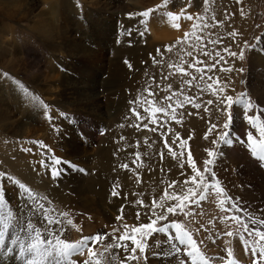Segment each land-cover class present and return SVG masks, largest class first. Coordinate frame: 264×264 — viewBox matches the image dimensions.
Masks as SVG:
<instances>
[{
    "label": "rangeland",
    "instance_id": "1",
    "mask_svg": "<svg viewBox=\"0 0 264 264\" xmlns=\"http://www.w3.org/2000/svg\"><path fill=\"white\" fill-rule=\"evenodd\" d=\"M186 1L187 0H169V4L167 6L157 8L158 5L164 4V0H0V25H10L12 28H14L15 31L13 34V41L11 43L13 44L12 48L14 51H16L14 53L15 56L13 55L11 57L8 55L7 57L14 59L12 61L13 64L9 65L10 67L6 65L5 67L0 66V88L3 89L6 85L8 88H10L8 83H13L11 85H16L14 81L19 80L28 89L32 88L29 90L33 96L39 97L41 101L48 104L50 108L55 110V112H63L66 114V118H60L56 121L54 128L52 122L46 118L45 109L40 103L34 101L31 97L25 95L23 92L18 93L12 89H10L8 93H5V95L0 93V109H2V111L0 110V172L6 171L7 174L14 176L16 179H19L21 183H24L26 186L32 188L33 186L27 183L24 179L18 177L16 172L14 173V171L9 166L19 167L21 160H25V162H30L32 160L39 164V159L54 154L57 157L59 156L62 161L69 162V164L62 163L58 166L59 168L63 169V172L59 177L65 176L73 179V176L76 175L78 177L80 176L84 178L89 171L94 169V154L97 152L100 142L107 133H105V130H108L107 128L110 124V120L109 122L108 120L106 121L107 118H105V115L104 119H102L103 123L102 121L101 123L99 122L100 119L98 117L94 120V118H96L95 115L97 114L96 111L109 114L110 116L111 114H115L114 107H118V105L123 104L124 102L126 104L128 103V105L131 104L130 111L133 113V115H135L133 112V109H135L136 112L140 113L141 117H143L144 113H146L145 108L154 109L157 107H165L171 103V107L175 109L177 120H179L180 123H176V121L171 120L172 112L169 111L167 116H165L163 113L156 114L159 120L168 121V124L163 128L159 127L158 125L151 124L148 119V129L144 128V124L147 123H145L143 120H132L133 122H131L129 127H134L137 131L149 132V129L152 128H156V131L154 132H157V129L160 131L157 139L162 142L163 150L161 153L162 155L160 154L158 159H161L163 162H165L166 158L168 157L169 153L167 154V151L169 152V147L165 146V138L161 136V132H167L168 128H172L175 133H179V137L176 138L175 143L170 144L173 133H168V146H174L177 143L179 144V139L182 137H187V143L184 144L186 148L183 147V149H181L185 150L183 151L184 155L181 153L179 155L178 153L176 157L178 160L177 169L182 170L178 167H180V164L183 163V170H188L187 164L184 162L185 155H187V159L190 157L191 160L195 162L197 168L203 171L204 161L209 158L206 150L216 147L211 143V140L215 138L216 133L209 135L207 140L204 137L208 133L211 123H216L219 125L225 118L216 109L215 97L212 95V90L226 85V94L228 95H233L235 97L241 92L247 93L248 97L256 105H258V108L250 112L249 115L260 116L261 111L264 110V103H260L258 101L257 97H255L256 95L254 94L253 89H251V87L248 85L250 75V62L248 58L249 50L253 48L257 42H261L260 44L262 46L264 45V0H258L254 13L251 14V18L249 16L246 23L245 34L247 35L248 39L245 42H247L249 46L245 47L244 42L243 45L240 44L231 48L232 51H236L238 53L243 50L245 52V59L240 61L238 57L232 58L229 56L226 62L221 61L214 69H212V71H206L204 73V80L200 79L201 73H198L196 68L207 69L208 67H211V65L216 63V60L219 59L216 57V52H220V54L225 57V55H223L225 48L223 47V38L226 34H228L229 31L236 30L233 22L228 20L235 14V11H238L237 9L242 0H207V3H204L203 0H191L194 5L190 7L189 5L186 6L183 4ZM61 4L62 7H60ZM67 4L70 5L68 6ZM55 6L59 12L55 13L54 16L57 19L56 23L61 26V37L63 39H58L54 36L52 38L57 40V42L60 41V44H64V46H66V48L62 49L61 53L48 52L49 47L44 44L42 38L37 37L36 34L38 33H34L33 30L31 31L29 28L31 24L34 27L37 22L41 21V17H48L47 14L52 12ZM66 7L67 9L65 10ZM148 9H156V11L152 13L150 18H144L147 20L146 24L139 23L141 17L136 15L130 16V14L140 13ZM183 9H186V14H191L194 19L191 21L186 19L173 21L166 16V13L169 11L180 13ZM71 10H73V12ZM23 14H26V19H19V17H21ZM196 17H202L203 20H197V23L193 22L196 20ZM252 18H254V22L251 21ZM151 22L154 23V26ZM205 22L207 25H209V27H194V25H199ZM175 23H179L180 27H174ZM151 25L154 28L156 34L161 35V39L165 38L163 36H165L166 33L173 34V32L180 31V36L172 39L171 43L169 41L167 46H160L158 48L163 54V63L159 62L161 60V56L157 55L158 49H151L150 60H152V62L150 63H152V67H148L152 70L147 69V73L143 77H141L140 73L138 79L135 81L134 85L131 86V88L129 85H127V80L125 83H123L125 79L122 81L120 80L119 82L116 81L117 77L114 81L112 80L113 83L111 81L110 85V75L108 72H106L108 59H114L115 62L116 59L119 60L117 57L124 56V52L126 51V49H124L126 48L125 46L130 48L140 46L138 48V55L142 53V47L148 44V41H150V37L152 36L150 32ZM145 28L148 30L145 31ZM106 29H111L112 33L114 34L112 35L113 40H110V43L106 45V47H103L104 53L107 54L106 58H104L105 63H96L94 62L96 60L92 62L90 61L91 57L89 58V56L85 55L84 52L88 54L93 53L94 50L96 51V44L102 43V41H104L101 37L102 31ZM127 29L132 30L131 35L126 34ZM137 29H139L140 32H144L145 34L140 36L137 33ZM192 33H195L196 36H199L203 41L202 45H196L197 53H194L190 59L184 58L182 61H176V63H173L176 56L174 55V52L179 53L184 51L185 48L193 49L192 43L189 40V35ZM3 37L8 39L12 37V34L11 32H8L7 34H4ZM181 37L185 38L180 39ZM177 38L180 39V41ZM187 39L189 40L188 46ZM215 39H219L220 43H210L211 40ZM10 40H12V38ZM166 47H170L171 51H165ZM201 47H203L204 51L210 52L211 57L201 54ZM105 50L107 52H105ZM116 50L122 51L123 54L119 55ZM152 55H154L155 60L157 61L156 63L153 62ZM14 57L18 59V63L14 62L16 61ZM196 60L201 61V63L195 64ZM223 62H225L224 66ZM109 63H111V61ZM125 63L128 67L130 61L126 59ZM141 63H143V61ZM169 64L173 65L174 67L170 68ZM226 64H229L228 67L234 68V71L226 72V80H220L222 73H219V71L221 68H225ZM100 65H104L105 69L103 70L100 68ZM190 65H194V67H190ZM175 68H183L185 72H188L191 75H182L177 71V69L175 70ZM241 68L243 69L242 72L239 71ZM38 70L42 72L41 75H38ZM170 71L173 75L179 74L178 79L180 83L178 86H176V80L175 85H171L170 81L173 79V75L170 74ZM192 76H195L196 80H194L191 85H188L186 81L190 80ZM208 77H211L212 79H208ZM209 84L213 86L212 90H207ZM169 85H171V88L168 87ZM63 88H66L65 91H63ZM92 88H95L97 93L94 92ZM90 89H92V91ZM149 93H151V95H149ZM169 96L172 97L170 102L165 100V97ZM185 96L190 97L195 101V103L201 104V107L196 109L193 103L184 102L183 98ZM131 97H134L135 99H132ZM209 99L213 100V105L206 104V101ZM177 100L182 102L181 105L178 106L176 104ZM145 101H148L149 103H145ZM237 107L243 110L244 115V109L241 105H233L232 128L235 126L237 131L239 130L243 133H246V129L248 131L251 130L253 135L259 139V132L256 129H252L251 125H249L247 121L243 119V117V123L246 125L244 124L241 126V124H239L240 126H238L235 124V112L238 109ZM3 110L4 112L6 111V113H4ZM93 116L95 117L93 118ZM212 118H214V120L210 121ZM200 121H202L205 125V129L203 131L198 130V122ZM104 122H107L108 124H105ZM121 124L122 127L115 128L116 130L112 131L111 128L110 130L112 132L108 130V132L111 133V138L107 140L108 143L114 142L115 139L113 138H115V136L119 135L120 133L122 134L124 125L123 123ZM188 130H191L189 136L186 133ZM31 141H42L44 144H46L48 146V148L45 149L48 152L47 155L42 156V153L44 154V149H41L37 144L30 143ZM153 143L155 144V142ZM222 147L223 145L220 146V151H222ZM225 147L231 149L233 148L232 146ZM22 148H32V154L31 152H24ZM74 148H78L79 152L74 153ZM150 148H152L151 145ZM1 150H3L4 154H8L9 158H5ZM249 151L250 150H248L247 153L249 159L256 160L253 155L249 154ZM224 157L225 156L223 154L222 158ZM141 159V156L137 155L135 158L137 163L129 168L127 166L128 169H126L127 172H125L128 174V178L126 180H134L139 184L141 183L143 179L142 172L145 170V167L140 161ZM219 159H217L216 166L214 168L216 172L221 171ZM71 165H76V167H72ZM24 166L27 165L25 164ZM63 166H67L68 169ZM17 183L18 182L15 183L14 180L5 181L3 192H0V196L5 197L3 206L9 203L10 207L16 212L23 213L26 209L25 206L27 207L26 201L19 202V199L23 197L24 189H22V187H17ZM233 183V186L241 187L240 184L238 185L240 182L234 181ZM114 185L116 186V184ZM221 185L233 199L237 198L235 191L238 189L237 187L229 189V184L225 182H222ZM152 188L154 189L153 186ZM152 188L148 186L143 188V190L146 191L144 195H146L148 192L151 193V190H153ZM32 189L41 195H45L44 192L39 189L37 190L34 187ZM83 190L84 189L82 188H77L76 190L70 191L69 195L73 199H79L82 201L83 204H78L81 208H84L87 205L90 207L87 208L88 211H86L85 214L80 218H72L71 216L68 217L72 220L74 226L65 225L63 233H57L61 236V239H65L68 242H76L82 239L83 234L93 236L96 234L110 233L113 227H121L124 223L130 224L131 221H136V226H139V223H143V221L144 223L149 222L145 213L141 214L143 211L133 206L135 205L134 200L132 203L126 202L125 207L122 205V208L125 210V212L124 210L120 213L115 212L113 207H111L112 204L110 202L108 204H101V206L99 205V209H102V211L100 212L99 210L98 212L97 208H94L97 204V196L95 194L93 195L91 192H87L86 190H84V193ZM134 194L138 195L137 197L140 195V199L144 203V196L142 192L138 191ZM47 197L52 201V205L55 207L57 212H67L66 208L59 204L58 201H55L49 196ZM259 197H261V200L264 201L263 194L261 196L259 195ZM228 206V204L225 205V207ZM187 210L203 212L202 217L197 216L196 218L200 221V223L204 224L210 230L211 225L208 224V221L214 220V231L220 233L225 231L224 225L219 222V217L226 213H222L220 211L218 201L214 197L210 196L208 200L201 201L199 208H197L195 205H189V209H186V211ZM137 212H139L141 216V220L139 219V221L136 219L135 215ZM127 214H130V217H128ZM105 215H107V217L111 218L112 220L106 218ZM121 215L123 216V219L118 221L116 217ZM101 218L106 219L103 220L105 221L104 223L101 221ZM169 219H177L178 221L183 222L184 216H170ZM108 220L110 221L108 222ZM34 222L37 223V226H39L38 221ZM88 227H90V231L86 230ZM192 227H199V224H194ZM250 227L252 226L250 225ZM193 236L194 238H197L195 233H193ZM205 236H207V233L201 231L199 237L203 238ZM156 238L157 236L150 238L149 244L151 245L153 239ZM158 238L161 241L165 239L164 236H160L159 234ZM226 238L227 236H222L221 239L217 240L216 244H211L209 241L205 240V244L207 245V255L224 258L223 261L216 260L215 264H227L231 259L221 248L224 242L223 239ZM232 239H235V236H233ZM237 239L239 238L237 237ZM110 242L111 240L108 239L105 240L103 244H96L95 246L91 247L92 251L98 254L103 253L104 245ZM240 242L242 243V241ZM224 245L223 246L227 248L228 245L225 243ZM117 251L120 252V259L122 260L124 258L122 250H113L111 253L97 255L93 259L99 261V264H112L110 259L111 255L116 254ZM77 256L79 257V255ZM157 257L158 256L153 257L149 253L147 264H150V259H153V263H158L159 260ZM88 258L89 256L87 255L86 257H80L79 259H76L77 264H83V261ZM141 264H143V262H141Z\"/></svg>",
    "mask_w": 264,
    "mask_h": 264
},
{
    "label": "snow or ice",
    "instance_id": "2",
    "mask_svg": "<svg viewBox=\"0 0 264 264\" xmlns=\"http://www.w3.org/2000/svg\"><path fill=\"white\" fill-rule=\"evenodd\" d=\"M207 3V0H203ZM169 0H164L163 5H158L157 8L167 6ZM190 7V5H189ZM156 9H148L140 13H134L141 17L139 23L146 24L147 20L144 18H150L152 13ZM166 16L173 21H179L180 19H186L191 21L194 17L191 14H186V9H183L180 13L167 12ZM197 20H203L202 17H196ZM215 26V25H213ZM222 26V22H221ZM174 27L179 28L180 24L175 23ZM198 28H207V23L194 25ZM148 29L145 28V31ZM137 33L143 36L145 33L140 32L137 29ZM127 35L132 34L131 29L126 30ZM195 38L193 43V50L197 44L202 45L203 41L195 33H192ZM238 33L235 31H229V37H235ZM212 44H219L220 40H211ZM249 45L245 42V47ZM165 51H171L170 47H166ZM201 54L211 57L210 52L204 51L203 47L200 49ZM224 52L232 57L239 58L240 61L245 59V52L241 50L239 53L232 51L229 48H224ZM157 55L161 56L160 63H163V54L160 50H157ZM187 55L192 56V52H188ZM216 63L211 67L196 68L198 73H201L200 79L204 80V73L212 71L221 61L224 60V56L220 52H216ZM153 62L156 63L155 57ZM127 63V62H126ZM201 61L196 60L195 64H199ZM131 68L132 65L128 64ZM169 67H174L169 64ZM194 67V65H190ZM178 72L182 75H191L185 72L183 68H178ZM222 72H232L234 68L225 67L221 68ZM243 71V69H239ZM208 79H212L208 77ZM196 80L195 76H192L190 80L186 81L188 85ZM14 83L19 89L27 96L31 97L34 101H37L45 109L47 120L52 122L55 128L56 121L60 118H66V114L63 112H55L54 109L43 101L39 97L33 96L30 90L19 80H15ZM171 88V85L168 86ZM213 86L208 85L207 90H212ZM151 95V93H149ZM175 95V94H174ZM212 95L215 97V106L218 112H220L225 118L219 125L212 123L208 129V133L205 135V139L209 138V135L216 133L215 138L211 140V143L216 147L213 149H207L208 159L204 161L203 171L197 168L194 161L189 158V167L192 175L185 179L183 182H173L169 185V188H174L179 183V194L176 191L169 193L166 189L164 195L159 197V202L155 199L148 207V211L145 212L149 222L140 223L139 226L129 225L127 223L122 224L121 227H113L110 233L96 234L93 236H84L81 240L76 242H68L65 239H61V236L57 233H63L65 225H73L71 219H69L68 212H57L52 205V201L45 195H41L34 191L31 187L21 183L19 179L7 174V172H0V192H3V186L5 181H15L17 187L24 189L23 199L26 201V209L23 213L16 212L11 207L4 208V196H0V264H77V261L73 259L74 256H84L87 251L89 258L83 261V264H99V261L93 258L97 255H104L105 253H111L113 250H122L124 258L120 259V252L111 255L112 264H147L149 253L155 256H163L174 258L176 264H215L216 260L223 261V257H212L206 254L207 245L205 240L211 244H216L217 240L222 236L238 237L243 242L245 253L251 254V264H264V230H261L259 225H264V216H257L256 213L250 211L247 207L243 206L239 198L233 199L221 186L220 180L217 178V172L214 170L217 159L223 156V152L220 151V146H231L239 144L241 140L247 143V147L251 149L254 156L258 157L260 166L264 167V121L257 123L261 120L259 115H249L254 109L258 108L249 97L247 93L241 92L235 97L233 95L226 94V85L212 90ZM184 102L193 103L196 109L201 107V104L195 103L190 97L185 96ZM165 100L171 101L172 97H165ZM145 103H149L145 101ZM181 101L177 100L176 104L181 105ZM213 100L206 101L207 105H213ZM239 104L244 109L243 119L251 125L252 129H257L259 132V139L253 135L251 130L247 131L244 135L245 139H237V135L232 133L233 125V105ZM169 111L172 112L171 120L180 123L177 120L175 109L171 107L169 103L165 107L157 108H145V112L148 114L144 117L140 116L139 112L133 109L134 114L140 120L148 119L151 124L158 125L163 128L168 124L167 120H159L157 113H163L168 115ZM144 128L148 129L149 125L144 124ZM150 131H156V128L149 129ZM168 133H173V143L176 142V138L179 137V133H175L172 128H168L167 132H161V136L164 137V143L166 147H169L170 155L173 158L177 157V152L172 151L171 147L167 144ZM30 143L37 144L41 149H47L48 146L42 141H31ZM187 141L182 142L179 147L183 148ZM24 152H32V148H22ZM50 151V150H49ZM182 154V153H181ZM44 154L42 153V156ZM138 155V154H137ZM162 155V154H161ZM47 160V162H46ZM40 166L47 169L53 178H58L63 169L58 166L63 164H69L68 161H62L54 154L38 161ZM76 167V165H71ZM127 167V165H124ZM180 168L184 169V164H180ZM181 175H185L182 171ZM191 185V186H190ZM112 195L118 196L116 191L112 192ZM214 197L219 204L220 211L226 213L219 217V222L224 225L225 231L223 233L215 232V221L209 220L208 224L211 225V230L204 224L197 220V216H203V212H195L189 209V205H195L200 207L201 201H206L209 197ZM173 202L174 203H166ZM137 203L142 204V201ZM228 204V207L225 205ZM123 212V208H121ZM264 213V209L260 210ZM179 215L184 216V221H178L177 219H169V217H177ZM116 219L121 221L123 216H117ZM136 219L139 221L140 213L137 212ZM34 221L39 222V226ZM199 224V227L193 228L192 225ZM250 225L252 227H250ZM74 226V225H73ZM10 229H13L10 232ZM201 231L207 233V236L200 238ZM193 233L197 235L194 238ZM158 234H163L165 239L161 241L158 238ZM157 236L153 239L152 244H149V239ZM110 239L111 242L104 245L103 253H96L92 251L90 245L103 244L105 240ZM199 240V242H198ZM225 243H228L225 241ZM166 246V250L165 247ZM227 256L231 258L233 256L232 248H227ZM228 264H238V261L230 259Z\"/></svg>",
    "mask_w": 264,
    "mask_h": 264
},
{
    "label": "bare ground",
    "instance_id": "3",
    "mask_svg": "<svg viewBox=\"0 0 264 264\" xmlns=\"http://www.w3.org/2000/svg\"><path fill=\"white\" fill-rule=\"evenodd\" d=\"M257 2H258V0H242L241 1L240 5L237 9L238 11H235V14L228 20V21L233 22L234 27H236L235 32H237L238 35L235 37H229L228 34H226L225 37L223 38V40H224V46L223 47L229 48L231 50V48L233 46H238L240 44L243 45L244 42L248 39L247 35L245 34L246 23L248 21L249 16L251 18V14L254 13L255 8L257 7ZM183 4H185L186 6L187 5L193 6L194 5V3L191 0H187ZM67 5L69 6L70 4H67ZM60 7H62V4ZM66 9H67V7L65 8V10ZM71 11L73 12V10H71ZM57 12H59V11L57 10V7L55 6L53 11L47 14L48 17H45V18L41 17V21L37 22L36 25L34 24L35 25L34 27L32 24L29 26L31 31L33 30L34 33L35 32L38 33V34H36L37 37L42 38L44 44L49 47L48 52H50V53L51 52L61 53L62 49L66 48V46H64V44H60V41L57 42V40L52 38L54 36L58 39H63L61 37L62 36L61 26L58 25V23H56L57 19L54 16V14ZM256 12H257V10H256ZM9 17H10V14H9ZM19 19H22V20L26 19V14H23L21 17H19ZM251 21L254 22L255 21L254 18H252ZM193 22L197 23V19ZM151 23L154 26V23L153 22H151ZM152 25L150 27L151 28L150 32H151L152 36L150 37V41H148V44L146 46L142 47V49H141L142 53H140L138 55V48L140 46H135L132 48L125 46L126 48L123 47L124 49H126V51L124 52V56L117 57V58H119V60H117L115 58L116 59V62H115L114 59H111V60L108 59L106 72H108L110 75V78H109V80H110L109 84L110 85H111V81L112 80L114 81L117 77L116 81H119V82H120V80L122 81L125 79L123 82V83H125L127 80V82H128L127 85H129L131 88V86H133L135 81L138 79L139 74L141 73V77H143L147 73L146 70L150 69L148 66H151V64H152V63H150V62H152V60H150L151 59V57H150L151 49L157 50L160 46H162V47L167 46V43L169 41L171 43L172 39H175L176 37L180 36V31H176V32H173V34L166 33V35L163 36L165 38L161 39V35L156 34ZM190 28H191V26H190ZM14 31H15L14 28H12L10 25H3V26L0 25V66L5 67V65L9 66V65L13 64L12 61L14 59H12V58L10 59L7 57H8V55H10L11 57L13 55L15 56L14 53L16 51H14V49L12 48L13 44L11 43L13 41ZM8 32H11L12 40H10L11 38L6 39L3 37V35L7 34ZM113 34L114 33H112L111 29L103 30L101 38L104 41H102V43L96 44V51L94 50L93 53H88V54L83 51L85 55H88L89 58L91 57L90 61L93 62L94 60H96V61H94L96 63H101V64L105 63L104 58H106L107 54L104 53L103 47H106V45H108L110 43V40H113L112 39ZM247 34H248V32H247ZM183 38H185V37H181L180 39H183ZM180 39H178V40L180 41ZM204 39H206V38H204ZM189 40L193 46L195 38L193 37L192 34L189 35ZM189 40L187 42V46L189 44ZM260 43L257 42L256 45L249 50V57L248 58H249V62H250V75H249L248 85L251 87V89H253V92L256 95L255 97H257L258 101L260 103H264V45L262 46ZM172 45H174V44H172ZM18 46H19V44H18ZM84 47H85V45H84ZM196 48L197 47H195V50H193L192 48H189V49L185 48L184 51H181L179 53L174 52V55H176V56L178 55V56L177 57L175 56L173 63H176V61H182L184 58L190 59L191 56L187 55V53L192 52L194 55V53H197ZM105 52H107V51L105 50ZM117 52L119 55L123 54V52L120 50H118ZM223 55H225V57H224L225 60H223V61L226 62L228 60L227 58L229 56L225 52L223 53ZM153 57H154V55H152V58ZM79 59H82V58H79ZM126 59L128 61H130L129 64L132 65L131 68L127 67V64L125 63ZM15 60L17 61L18 59L15 58ZM16 61H14V62L18 63V61L17 62ZM19 61H20V58H19ZM110 61H111V63H109ZM142 61H143V63H141ZM225 62H223V66H224ZM228 65L229 64H226L225 67H228ZM92 66H94V65H92ZM99 67L102 68L103 70L105 69L104 65L103 66L100 65ZM20 69H21V67H20ZM176 69L177 68H175V70ZM40 70H38L40 73V74L38 73V75H41V73H42V72H40ZM150 70H152V69H150ZM175 70H173V71H175ZM168 71H169V68H168ZM171 71H170V74H172ZM219 73H222L220 76V80L221 79L226 80V77H225L226 72L219 71ZM216 74H218V73H216ZM35 76H36V74H35ZM172 77H173V79H171V81H170L171 85L172 86L175 85V80H176V82H177L176 86H178L180 83V81L178 79L179 74H175ZM30 78H32V77H30ZM113 81H112V83H113ZM11 84H13V83H8V85H10L9 86L10 88H8L7 85L4 86L3 89L0 88V93L2 95H5V93H8L10 91V89L17 91L18 93H22V91L19 89V87H17L16 85H11ZM127 85H125V86H127ZM29 89H32V88H29ZM63 89H64L63 91H65L66 88H63ZM92 89L94 92H96L95 88H92ZM92 89H90V90L92 91ZM90 90H88V91H90ZM232 92H233V90H232ZM131 98L135 99L134 97H131ZM129 105H128V103L126 104L124 102L123 104L118 105V107H114L115 108V110H114L115 114H111L110 116H109V114H104L102 112H98V111L94 110L97 113L95 115L96 118H94L95 116H93L94 120L97 119V117H98L100 119L99 122L101 123L102 119H104V115H105V118H107L106 121L108 120V122H109V120H110L111 126L109 124V126L107 128L108 130H110L112 128V131H113V130H116L115 128L122 127L121 123H123L124 129L122 130V134L120 133L119 135H116L115 138H113V139H115V141L110 142V143H108L107 140L109 138H111V135H110L111 133H109L108 130H105V133L106 132L107 133L104 136V138L102 139V141L100 142V145L98 146L97 152L94 154L95 155V159H94L95 161L93 162L94 163V169L89 171L84 178H82L80 176L78 177L76 175L73 176V179L65 177V176L53 178L47 169L42 168L40 166V164H37L36 162H34L32 160L30 162H25V160H21L19 167H17V166H15V167L9 166V167L14 171V173L16 172V175L18 177L24 179L27 183H29L31 186H33L37 190L39 189V190L43 191L45 195L49 196L50 198H53L55 201H58L59 204H61L63 207L66 208L67 212L69 213V216H71L72 218L82 217L85 214V212L88 211L87 208L90 207L87 205L84 208H81L80 205H78V204H83L82 201H80L79 199H73L69 195L70 191L76 190L77 188H82V189L86 190L87 192H91V193H93V195L95 194L97 196V204H96V207H94V208H97L98 212H99V210H100V212L102 211V209H99V205L101 206V204H104V203L108 204L110 202L112 204L111 207H113L115 212L120 213L122 205H124V207H125L126 202L132 203V201L134 200L135 205H133V206H135V208L141 209L143 211V213H141V214H144L145 212L148 211V207L151 205V203L154 199L157 202H159V197L164 195V192L166 189L169 191V193L176 191L179 194V191H180L179 190V183H177L174 188H169V185L173 184V182H183L185 179H187L189 176L192 175V172H191V169L189 167V159H187L188 158L187 155H185L184 162H186L187 167H188V168L187 167L186 168L188 170H183V169L178 170L177 169L178 160L176 158H173L170 155V152H168V151H167V154L168 153L169 154H168V157L166 158L165 162L161 161V159H158V157L160 156V154L162 153V150H163L162 142L159 139H157V136L159 135L160 131H158V129H157V132L137 131V130H135L134 127H129L131 122H133L132 120H140L136 117V115H133V113H131V111H130L131 104H129ZM0 106H1V104H0ZM124 106H125V108H124ZM237 108L238 109L235 112L236 113L235 124L238 126H240L239 124H241V126H243L245 124V123H243V119H242L243 110H241L239 107H237ZM0 110L2 111V109H0ZM90 111H91V109H90ZM3 112H4V110H3ZM4 113H6V111ZM4 113H3V115H4ZM93 114H95V113H93ZM146 115H147V113H144L143 117ZM260 117H261V120L257 121V123L264 121V110L261 111ZM213 120H214V118H212L210 121H213ZM143 121L147 124L149 122L147 119H144ZM102 123H103V121H102ZM104 123L108 124L107 122H104ZM204 129H205L204 123L202 121L198 122V130L203 131ZM234 131L239 133V134L235 133ZM247 131L248 130L246 129V132ZM88 132H90V131H88ZM190 132H191V130H188V132L186 131L188 136L190 135ZM232 132H233V134L235 133L237 135L238 140L240 138L245 139V137L243 135L245 133L240 132L239 130L237 131L235 126L232 128ZM184 141H187V137L186 138L182 137L181 139H179V144L177 143L174 146H170V145L169 146L171 147L172 151H176L177 154L179 153V155H180V153L183 154V151H185V150H181L183 148L179 147V145ZM153 142H155V144ZM171 143H173V136L170 140V144ZM65 145H66V143H65ZM150 145L152 148H150ZM231 146L233 147L232 149L227 148L225 146L222 147L221 152H223V154L226 158L221 157L219 159L220 160L219 165L221 166V171L217 172V178L220 180L221 183L225 182V183L229 184V186H228L229 189H233V187H237V186H233L234 181L240 182V183H238V185L240 184L241 187H237L238 192H237V190H235L236 191V197L239 198V200L243 206L247 207L250 211H253L254 213H256L257 216H264V213L260 212L261 209H264V201H262L261 197H259V195L260 196L262 194L264 195V167L260 166V162L258 161V157L254 156L252 154L251 149L247 147V143H244L241 140V142L239 144H236L234 142V144ZM78 148H80V147H78ZM78 148L77 149L74 148L73 152L74 153L79 152ZM184 148H186L185 145H184ZM34 150H36V149H34ZM248 150H250L249 154L253 155V157L256 158V160H250L249 159V157L247 156ZM1 152L5 158H9V155L4 154L3 150H1ZM43 152H44L43 156L47 155V153H48L47 150H45V149ZM35 153H36V151H35ZM31 154H32V152H31ZM31 154H30V156H31ZM137 154H138V156H141L142 159L140 161L142 162V165L145 167V170L142 172L143 179L140 183L141 185L134 180H126L128 178V174L126 173L127 172L126 169L134 166L135 163H137L135 161ZM185 154H186V152H185ZM48 155H51V154H48ZM18 157H21V156H18ZM33 157H32V159H33ZM25 164L27 166H24ZM124 165H127L128 168L124 167ZM63 167L68 169L67 166H63ZM170 168H172V169H170ZM178 168L181 169L180 167H178ZM217 169H218V167H217ZM182 171L185 173V175H181ZM11 183H13V182H11ZM114 184H116V186ZM147 186L151 187V188L153 186L154 189L152 188L153 190H151V193L148 192L146 195H144L146 193V191L143 190V188H145ZM84 190H83V192H84ZM113 191L118 192L119 195L114 197L112 195ZM138 191L142 192L143 196H144V198H143L144 203H142V204L137 203L138 201H142L140 199V195H139V197H137L138 195L134 194L135 192H138ZM76 193H77V191H76ZM137 194H140V193H137ZM18 195H20V194H18ZM23 201H25V200L21 197L19 199V202H23ZM166 203H174V201L173 202H167L166 201ZM8 204H6L4 207L5 208L10 207V204L9 205ZM24 204H23V206H24ZM25 208H26V206H25ZM124 212H125V210H124ZM127 216L130 217V214H127ZM105 217L109 218V217H107V215H105ZM109 219L112 220L111 218H109ZM103 220H106V219L101 218V221L104 223L105 221H103ZM110 220H108V222ZM143 223H144V221H143ZM129 225H137V223H136V221H131V223ZM258 227H260L261 230H264V225H259ZM89 229H90V227L86 228V230H89ZM10 230L12 231L13 229H10ZM86 230H85V232H86ZM159 235L164 236L163 234H159ZM84 236H89V235L83 234L82 238ZM223 240H224V242L221 246L223 251H225L227 253L226 249L229 247L232 248V250H233V256L231 257V259L238 261V264H251V254L245 253L244 247H243V242L241 243L240 240L237 239V237H235V239H232V237H227L226 239H223ZM225 241H227L228 243H225ZM224 243L228 245V246L226 245L227 248L224 247L225 246ZM95 245L96 244L90 245V247L95 246ZM164 247L166 250V246H164ZM87 255H88V253L85 252L84 256H79V257L74 256L73 259L76 260V259H79L80 257H86ZM157 259L159 260L158 263H153V259H150V264H176V261L174 258L158 256Z\"/></svg>",
    "mask_w": 264,
    "mask_h": 264
}]
</instances>
